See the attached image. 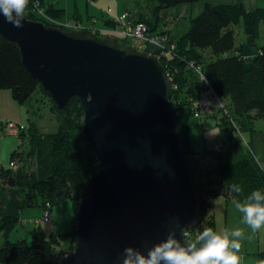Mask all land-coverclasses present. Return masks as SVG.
<instances>
[{"label": "water", "instance_id": "obj_1", "mask_svg": "<svg viewBox=\"0 0 264 264\" xmlns=\"http://www.w3.org/2000/svg\"><path fill=\"white\" fill-rule=\"evenodd\" d=\"M12 18L23 26L0 14V37L20 51L22 65L57 110L79 99L82 134L96 157L90 194L77 212L75 246L56 264H135L137 255L148 259L169 239L199 250L184 238L203 212L170 102L172 81L159 58L132 45L123 49L113 35L65 32L15 11Z\"/></svg>", "mask_w": 264, "mask_h": 264}, {"label": "trees", "instance_id": "obj_2", "mask_svg": "<svg viewBox=\"0 0 264 264\" xmlns=\"http://www.w3.org/2000/svg\"><path fill=\"white\" fill-rule=\"evenodd\" d=\"M43 1L46 2L27 0L21 15L27 20L42 22L46 26L50 25L43 19V15L65 22L64 9L49 2L42 7ZM157 1L156 12H159L191 3L193 0ZM40 10L42 14L39 13ZM127 20L142 22L150 32L161 37L167 36L164 55L155 49L151 54L159 58L172 81L173 94L170 102L179 116L203 212L202 222L196 228L203 232L208 228L214 231L213 214L210 213L207 218L204 215L219 195L238 203L264 204V200L257 201L252 195L258 191L264 197V168L251 151L242 149L240 144L229 139L233 144L227 152L224 148L221 152L205 150L202 154L193 153L188 140V117L193 114L191 109L193 102L197 100L196 93L210 89L220 100L223 109L215 105L209 113L212 115L218 108L227 115L218 122L220 129L248 132L249 145L254 141V124L258 120L264 121V46L258 53L245 57L243 52L240 53L242 47L235 48L232 27L242 26L246 38L245 47L246 44L256 46V41L261 36V25H264V8L255 7L250 10L243 2L206 3L202 11L189 20L187 30L175 39H170L167 31L155 32V20L150 21L143 16L135 19L128 17ZM110 24L112 20L105 21V25ZM97 34L106 37L105 34ZM117 38L121 48L130 46V41ZM207 49L209 52L205 55ZM233 50L236 52L231 55ZM189 63H194L200 69L204 80L194 68L189 67ZM0 88L10 89L12 98L19 105L28 106L27 113L34 117V121L29 119L28 128L20 131L17 137L20 140L19 148L23 140L27 142L24 147H28L27 156L36 152L38 173L27 174L24 166L15 171L0 167V233L4 239L0 245V264H56L59 257L75 246L77 212L82 199L90 194L89 170L96 162V157L82 134L84 110L77 97H72L63 111L57 110L50 94L22 65L20 51L1 37ZM225 100L227 105L223 104ZM43 105L52 109L58 124V131L55 133L41 132L35 122L36 117L42 115ZM78 137L81 138V145L79 151H76L72 148L71 141ZM13 154L17 152L12 153L14 157ZM206 157L213 162L202 168L200 158ZM65 198L71 199L73 208L70 230L62 234L52 233L51 240L47 242L38 243L34 239L27 244L24 240H8V231L17 225L23 208L37 205L43 208L46 203L53 206ZM66 239L70 241L67 249L60 242ZM206 242L194 241L199 249ZM258 258L259 263L264 260V252H259Z\"/></svg>", "mask_w": 264, "mask_h": 264}, {"label": "rangeland", "instance_id": "obj_3", "mask_svg": "<svg viewBox=\"0 0 264 264\" xmlns=\"http://www.w3.org/2000/svg\"><path fill=\"white\" fill-rule=\"evenodd\" d=\"M42 7H45L49 3L57 8H62L65 10L64 18L70 17L71 19L83 20L85 24H88V21L91 19L96 20L95 26L102 29L104 27V22L113 17H121L135 19L140 16L150 19V21L155 20L156 31H167L170 39L178 38L183 34L188 26L189 20L197 16L203 9L204 4H232L237 2H243L247 9H253L255 7L264 8V0H193L191 3L177 5L176 7L162 9L159 12H156L158 1L157 0H45ZM49 2V3H47ZM42 12V10H40ZM39 11V13H40ZM128 16V17H127ZM76 17V18H75ZM55 20V19H54ZM69 20V19H68ZM56 21V20H55ZM67 21V20H66ZM63 23H67V22ZM74 22V21H73ZM56 23L59 24L58 21ZM74 24V23H73ZM50 25V24H49ZM232 30L235 36V48L242 47L243 55L246 49L254 52L247 53L248 55H254L259 52L260 48L264 46V25H261V36L256 41V46H249L246 43V38L241 25L233 26ZM129 45L132 43L129 42ZM133 46V45H132ZM134 47L138 48V45ZM138 50V49H137ZM152 50V49H151ZM154 51V50H153ZM209 50H205L204 54L208 55ZM236 51H231L230 54H235ZM245 57H248L244 55ZM248 63V62H247ZM206 90V89H205ZM203 90V92H205ZM197 98L200 97L199 91L196 93ZM14 99L11 95V90L8 88H0V128H4L9 121L15 120V115L19 116L21 119L17 118L14 123L21 125L22 129H27L29 126V119L34 121V117L27 113L26 105L15 106ZM224 105H227V100L224 101ZM14 105V106H13ZM220 106V105H218ZM223 109V108H221ZM49 106L43 105L42 115L36 117L35 122L37 123L38 128L43 133H55L58 131V124L51 112ZM220 112L218 108L214 110L213 114H217L215 117L204 118L203 115L190 114L188 117V140L189 145L193 153L198 152L202 154L208 150L212 149V146L216 143L215 137L219 134L220 140L223 142L225 151H228V148L233 143L228 142L226 139H231L233 142L241 145L242 149H248L252 152L253 156L259 162V164L264 168V121L258 120L254 124L255 133L254 141L249 145L250 135L248 132L240 133L239 131L232 130L228 128L220 129L218 122L222 117H225L226 114ZM212 114V115H213ZM227 116V115H226ZM84 120V119H83ZM229 125V124H228ZM83 126V125H82ZM239 127V126H238ZM8 133L5 129L2 132V136L7 135ZM1 137V136H0ZM7 140H0V159L9 161L6 166L9 169L16 170L21 166L26 168L27 174L35 173L37 175V163H36V152H33L32 156H27V149L24 148L27 144L25 140L22 141L21 147L16 151L17 154L10 155L8 144L16 141L17 144L20 141L19 137H6ZM223 139V140H222ZM25 141V142H24ZM7 144V147L5 146ZM83 144V142H82ZM81 145V138H73L71 141V146L76 151H79ZM252 145V146H251ZM23 148V150H22ZM216 149V147L214 148ZM21 151V152H20ZM216 151H218L216 149ZM3 153H7L3 155ZM201 161V160H200ZM211 163L210 159L206 162L201 161L202 168L208 167V164ZM4 167V166H0ZM5 167V168H6ZM1 183V178H0ZM1 185V184H0ZM217 203H220L217 200ZM41 204V202H40ZM242 204V203H241ZM261 206H264L262 204ZM42 206L37 205L33 207H26L20 211L19 221L17 225L10 229L7 234V238L10 242H15L17 240H24L27 244L33 242V240L39 241H50L51 234H62L71 229V220L73 216V208L70 198H65L63 201L52 206V222L41 221L39 225H35V221L40 220L42 217ZM214 212L212 208L207 210L205 213V218L208 217ZM245 215V214H244ZM244 215L241 218L244 220ZM229 228L232 229V222L230 220ZM198 230L199 236L203 233L200 229ZM241 230H243L246 237H252L253 240L258 238L262 243L261 246L264 247V227L256 232H253L250 227L247 225H241ZM34 231H36L34 233ZM213 232V231H212ZM37 233V234H36ZM40 233V234H38ZM197 234V233H196ZM195 233H193V237ZM185 238V237H184ZM187 239V238H186ZM205 240V239H204ZM4 239L2 233H0V245L3 243ZM201 241V239H200ZM207 241V240H206ZM62 247L67 249L69 247L70 241L68 239L60 241ZM69 243V244H68ZM262 247V248H263Z\"/></svg>", "mask_w": 264, "mask_h": 264}, {"label": "clouds", "instance_id": "obj_4", "mask_svg": "<svg viewBox=\"0 0 264 264\" xmlns=\"http://www.w3.org/2000/svg\"><path fill=\"white\" fill-rule=\"evenodd\" d=\"M26 4L27 0H0V10H2L0 14L3 15L6 22L13 23L15 27H22L23 25L19 21H13L12 12L15 11L17 16L21 15ZM66 32L71 31L68 30ZM236 190L238 191L239 189ZM252 195L257 201L264 200V197L258 191L253 192ZM236 207L245 214L244 223L253 232L264 227V206H261L259 203L245 205L237 203ZM231 235L240 239L230 241L227 235L222 237L214 234L211 228L205 229L200 235V239L204 240L207 238V242L202 248L195 251L191 247L185 250L176 241L169 239L166 243L152 250L149 253L148 259L137 255L135 264H159L161 260L165 264H240V257L237 253L241 249L240 241L243 239L244 233L241 229H235ZM128 251L131 253L130 249ZM124 264H133V261L131 259H125ZM260 264H264V260L260 261Z\"/></svg>", "mask_w": 264, "mask_h": 264}, {"label": "built area", "instance_id": "obj_5", "mask_svg": "<svg viewBox=\"0 0 264 264\" xmlns=\"http://www.w3.org/2000/svg\"><path fill=\"white\" fill-rule=\"evenodd\" d=\"M42 14V12L40 11ZM43 19L50 24V26L53 27H59L61 29L69 30V31H78L80 30L79 25L73 24V22L68 21L67 23H61L60 21L56 23L54 18L48 17L47 15H43ZM55 25V26H54ZM97 32L105 35H114L115 37L124 38L132 43L133 46L138 45V50L143 52H154L159 50L162 55L166 52L165 45L167 42V36L161 37L158 34L154 32H150L149 28L142 22H132L128 21L127 18H121V17H115L112 19L111 27L107 30H96ZM152 49V50H151ZM189 67L194 68L197 73H199L202 80H204V77L202 76V73L198 67L194 65V63H189ZM215 105H220V108H223V105L221 104L220 100L213 95V92L209 89L207 92H201L200 97L195 100L192 104V113L203 115L207 114L212 111ZM4 129L12 135H17L22 129L21 125H17L14 123H8L4 128H1L0 136L2 135V132ZM223 142L217 138L215 147L218 150L217 152L223 151L224 148ZM215 149V150H216ZM51 210L52 206L50 203H46L43 206L42 210V217L40 220L35 221L37 225L40 224L41 221H51ZM193 233H195V236L193 237ZM197 233V234H196ZM184 237L187 239L194 241H200V236L198 234V230L192 229V230H186L184 232ZM207 240V238H205Z\"/></svg>", "mask_w": 264, "mask_h": 264}, {"label": "crops", "instance_id": "obj_6", "mask_svg": "<svg viewBox=\"0 0 264 264\" xmlns=\"http://www.w3.org/2000/svg\"><path fill=\"white\" fill-rule=\"evenodd\" d=\"M113 18H115V17H113ZM63 19H65V21L69 19L68 21H71V22L74 21L73 22L74 24L81 23V24H83L85 26H88V25L92 24L96 30L97 29H99V30H107L108 28L111 27V24H110V26L104 25V27H102V29H100V28L95 26V24L97 23L95 19L89 20L88 24H85L83 22V20H77V19H74V18L71 19L70 17H68V18L65 17L64 18V16H63ZM112 19H110V20H112ZM104 24H105V22H104ZM245 51H247V52H244V55H246L248 57L249 56L251 57V55L250 54L248 55L247 53H251V54L254 53V52H251V51H249L247 49ZM199 93H201L200 90H199ZM16 103L17 102L14 100L13 104L15 106L18 104V103L17 104ZM19 106H21V105L18 104L17 107H19ZM214 116H216V115L215 114L211 115L209 113L206 116H204V118L214 117ZM17 118L21 119L19 116L15 115V117H14L15 120H11V121H9V123H14V121H16ZM14 124H16V123H14ZM6 134L7 135H4V136L1 135V137H0L1 141L5 142V140H7L6 137H8V136L17 137V135H12V134H9V133H6ZM218 137L220 138L219 134L215 137L214 140H216ZM226 140L228 141L229 139H226ZM230 142L232 143L231 140H230ZM19 143H20V141L17 144V139H16V141L11 142V143L8 144V146H9V152L8 153L10 155L14 151H17L19 149ZM5 146L7 147V144H5ZM214 146H215V144L212 146L211 151L214 150ZM196 153H198V152H196ZM6 154L7 153H3V155H6ZM1 159H3V158H1ZM1 159H0V166L6 167L10 160L6 162V160H1ZM209 159L210 158H208V157L200 158V160L202 162H206V163H207V160H209ZM210 162L212 163L213 161L210 159ZM217 200H219L220 203H217ZM237 203L238 202H236V201H234L232 199H227L224 196L219 195L213 200L212 207H211L213 212H214L213 217H214V224H215L213 233L217 234V235H220L222 237L224 235H227L228 239L230 241L231 240L240 239V238L232 236L231 233L235 229H241V225H247L246 223H244V220L241 218V216H243L244 213L241 212L236 207ZM239 204H241V203H239ZM245 204H248V203H242L241 205H245ZM51 214H52V212H51ZM230 220L232 222V229L229 228ZM51 222H52V216H51ZM240 243H241V249L237 253V255L240 257V264H260L259 263L258 254H259V252H264V247L261 246L262 243L260 242V240L257 238L256 239V243H255V240H253L252 237L250 238V237H246V235H244V237L240 241ZM232 251H235V250H232Z\"/></svg>", "mask_w": 264, "mask_h": 264}, {"label": "bare ground", "instance_id": "obj_7", "mask_svg": "<svg viewBox=\"0 0 264 264\" xmlns=\"http://www.w3.org/2000/svg\"><path fill=\"white\" fill-rule=\"evenodd\" d=\"M61 23H63V21H60ZM77 25H79V27H80V30H78V32H81V31H85V30H90V31H92L96 36H98V34H97V31H96V29L94 28V26L92 25V24H90V25H88V26H85V25H83V24H81V23H77ZM92 25V26H91ZM98 37H100V36H98ZM100 38H103V37H100ZM118 39V38H117ZM0 133H1V128H0ZM35 223V225H37L36 224V222H34Z\"/></svg>", "mask_w": 264, "mask_h": 264}]
</instances>
